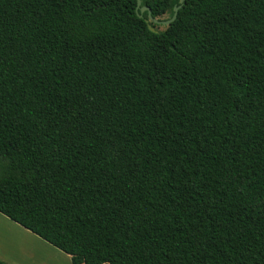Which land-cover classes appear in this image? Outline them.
Masks as SVG:
<instances>
[{
  "label": "trees",
  "instance_id": "trees-1",
  "mask_svg": "<svg viewBox=\"0 0 264 264\" xmlns=\"http://www.w3.org/2000/svg\"><path fill=\"white\" fill-rule=\"evenodd\" d=\"M140 1L0 0V212L73 264H264V0Z\"/></svg>",
  "mask_w": 264,
  "mask_h": 264
},
{
  "label": "crops",
  "instance_id": "crops-1",
  "mask_svg": "<svg viewBox=\"0 0 264 264\" xmlns=\"http://www.w3.org/2000/svg\"><path fill=\"white\" fill-rule=\"evenodd\" d=\"M0 212V262L4 264H73L70 255L41 240Z\"/></svg>",
  "mask_w": 264,
  "mask_h": 264
},
{
  "label": "water",
  "instance_id": "water-1",
  "mask_svg": "<svg viewBox=\"0 0 264 264\" xmlns=\"http://www.w3.org/2000/svg\"><path fill=\"white\" fill-rule=\"evenodd\" d=\"M139 4H141V1H140V0H139ZM143 10H148V11H150V9H148V8H144ZM177 14H178V8L175 9V14H174V16H173V18H172L171 20H168V21H165V22H159V21H155V22H156V23H162V24H164V25H169L171 22H173V21L176 20V18H177ZM150 29H151V31L155 32V29L152 28L151 26H150Z\"/></svg>",
  "mask_w": 264,
  "mask_h": 264
},
{
  "label": "rangeland",
  "instance_id": "rangeland-1",
  "mask_svg": "<svg viewBox=\"0 0 264 264\" xmlns=\"http://www.w3.org/2000/svg\"><path fill=\"white\" fill-rule=\"evenodd\" d=\"M168 19V16H165L163 20H167ZM159 28L161 30L165 29V25L161 24L159 25ZM31 240H34V241H37V240H41L39 237L33 235V237H31Z\"/></svg>",
  "mask_w": 264,
  "mask_h": 264
}]
</instances>
